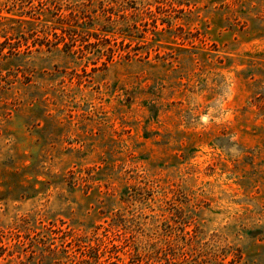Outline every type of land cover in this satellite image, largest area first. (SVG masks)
<instances>
[{
    "label": "rangeland",
    "instance_id": "rangeland-1",
    "mask_svg": "<svg viewBox=\"0 0 264 264\" xmlns=\"http://www.w3.org/2000/svg\"><path fill=\"white\" fill-rule=\"evenodd\" d=\"M107 257L264 264V0H0V264Z\"/></svg>",
    "mask_w": 264,
    "mask_h": 264
},
{
    "label": "trees",
    "instance_id": "trees-1",
    "mask_svg": "<svg viewBox=\"0 0 264 264\" xmlns=\"http://www.w3.org/2000/svg\"><path fill=\"white\" fill-rule=\"evenodd\" d=\"M73 10L74 9H72V11L70 12L69 15H63V14L59 13L58 14L59 21L64 23L65 25H66V23H67V25H69L71 22H73L74 25L75 24H82L84 22H80V21H82L81 19H84L85 21H87V16H85V15L81 16L79 14V12H75V10L74 11ZM90 19H94V17L93 18H89V20ZM64 29H66V28H64ZM91 35H96V34H91ZM96 39L98 40L97 37H96ZM62 43H63V47L62 48H64V50H65V47L67 48L69 45H71L70 44V40H68V37H65V36L62 38ZM87 50L88 49L86 47V44H84V42L79 44V47L77 48V51L82 53V54H85V51H87ZM113 51H114L113 48L106 47L105 49L102 48V52L101 53L99 52V54H102V55L104 54L107 57H110L111 56L110 52H112V54H113ZM115 257H116V261L120 260V257H118V256H115ZM110 259H111V257H107V258L104 259L103 262H100V263H97V264H112V263L113 264H119L118 262H115V261L111 262ZM96 262H98V259H97Z\"/></svg>",
    "mask_w": 264,
    "mask_h": 264
}]
</instances>
